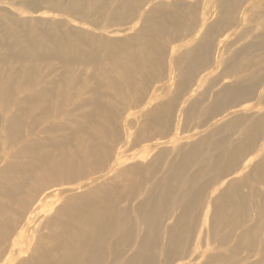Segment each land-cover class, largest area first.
I'll list each match as a JSON object with an SVG mask.
<instances>
[{
	"label": "rangeland",
	"instance_id": "obj_1",
	"mask_svg": "<svg viewBox=\"0 0 264 264\" xmlns=\"http://www.w3.org/2000/svg\"><path fill=\"white\" fill-rule=\"evenodd\" d=\"M0 264H264V0H0Z\"/></svg>",
	"mask_w": 264,
	"mask_h": 264
}]
</instances>
